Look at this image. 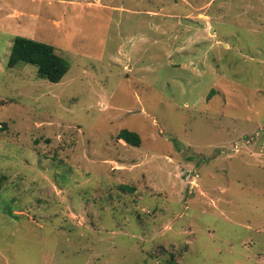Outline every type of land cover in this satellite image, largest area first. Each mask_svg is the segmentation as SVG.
Here are the masks:
<instances>
[{"label": "rangeland", "instance_id": "rangeland-1", "mask_svg": "<svg viewBox=\"0 0 264 264\" xmlns=\"http://www.w3.org/2000/svg\"><path fill=\"white\" fill-rule=\"evenodd\" d=\"M0 179V264H264V0H0Z\"/></svg>", "mask_w": 264, "mask_h": 264}, {"label": "trees", "instance_id": "trees-1", "mask_svg": "<svg viewBox=\"0 0 264 264\" xmlns=\"http://www.w3.org/2000/svg\"><path fill=\"white\" fill-rule=\"evenodd\" d=\"M20 63L32 64L38 68L40 77L52 83H59L70 69L66 58L58 55L52 45L30 38L16 37L14 40L8 67L13 68ZM118 138L133 146L141 145L138 133L123 129ZM0 179V187H1Z\"/></svg>", "mask_w": 264, "mask_h": 264}]
</instances>
